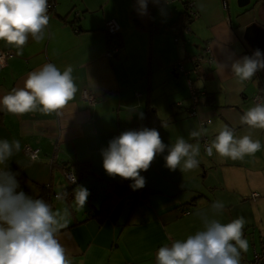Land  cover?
<instances>
[{"label":"crops","instance_id":"0c3cea01","mask_svg":"<svg viewBox=\"0 0 264 264\" xmlns=\"http://www.w3.org/2000/svg\"><path fill=\"white\" fill-rule=\"evenodd\" d=\"M192 1L195 15L189 18L179 0H149L146 15L140 14L138 0H54L44 39L29 37L22 55L0 41V50L14 53L0 66V99L22 88L29 73L45 64L61 71L73 68L78 92L61 116L38 111L14 116L0 106V140L21 143L9 162L19 173L21 189L54 209L68 207L71 212L69 228L58 239L72 264H155L160 247L202 230L197 212L207 211L217 200L225 205L216 217L222 223L241 216L246 220L249 248L241 261L262 248L264 129H249L240 116L255 105L253 97L261 91L264 102V70L244 83L231 72L234 61L253 55L242 29L255 16L244 8L234 11L233 20L229 0L226 7L222 0ZM110 19L120 28V51L113 58L104 55L109 47L104 25ZM204 45L210 48L212 63L204 58ZM179 62L189 73L176 69ZM189 81L198 91L197 104L190 98ZM85 87L95 94L93 105L82 97ZM135 125L158 130L166 148L141 172L145 187L133 191L132 183L109 177L102 150ZM225 125L237 138L250 134L259 139L261 151L236 161L219 157L214 149L206 153L204 138L210 144ZM201 128L200 137H190ZM179 137L199 142L197 168L173 172L165 166L164 157ZM25 147L36 150L37 158L31 160ZM81 162L85 166L73 186L64 168L72 170ZM116 184L127 188L116 195ZM77 186L90 191L80 211L73 207ZM64 190L68 196L61 203L55 195ZM108 196L114 199L104 200Z\"/></svg>","mask_w":264,"mask_h":264},{"label":"clouds","instance_id":"9594fccd","mask_svg":"<svg viewBox=\"0 0 264 264\" xmlns=\"http://www.w3.org/2000/svg\"><path fill=\"white\" fill-rule=\"evenodd\" d=\"M148 2L138 0L141 15L147 14ZM49 7V0H0V41L22 55L29 37L35 42L45 38L50 22ZM261 70H264V53L260 50L231 64L232 75L240 83L252 80ZM72 74L71 66L61 71L55 64H45L29 73L22 88H14L3 96L0 106L14 116L37 111L45 116H61L78 92ZM140 117L143 119V113ZM240 123L249 129H264V103L245 111ZM203 131V128L192 130L189 135L195 139ZM261 147L259 139L254 140L250 134L237 138L225 125L207 146V152L211 155L214 149L219 157L236 161L255 156ZM165 148L155 128L125 131L102 150L103 168L111 178L134 181L130 187L133 191L140 190L146 185L141 172H147L157 154H162ZM20 150L19 140H0V264H72L58 239L62 230L69 228L71 212L68 207L54 209L45 199L34 198L21 189L19 173L9 166ZM199 155L198 141L189 143L179 137L164 157L165 166L173 172L193 170L199 166ZM72 194L74 210L84 209L90 191L77 186ZM67 196L66 190L58 191L55 199L63 203ZM224 207V203L217 200L207 211H198L202 230L170 246L160 247L155 264H241L242 253L249 248L244 238L246 220L241 216L222 223L216 217L223 213Z\"/></svg>","mask_w":264,"mask_h":264},{"label":"built area","instance_id":"2783aa9c","mask_svg":"<svg viewBox=\"0 0 264 264\" xmlns=\"http://www.w3.org/2000/svg\"><path fill=\"white\" fill-rule=\"evenodd\" d=\"M183 3L184 5V11L186 12V15L190 18L192 16L195 15V10L193 8V1L192 0H179ZM49 4H50V7H49V13L53 10L54 6H55V3H54V0H49ZM222 6L226 7L227 6V2L226 0H222ZM48 13V14H49ZM186 28V27H185ZM104 29H105V32L107 33V35L109 36H115V35H118L119 33V25L118 23L114 20V19H110V20H107L105 22V25H104ZM120 51V44H113V45H110L106 50H105V53L104 55L107 57V58H113L118 52ZM204 51H205V54H204V58L206 60V62L208 63H212L214 58L210 52V48L208 45H204ZM14 53L12 50H0V66H4L6 64V60L8 57L12 56ZM176 69L179 71V72H183L184 74H187L189 73L188 71H185L184 68H183V65L181 62H179L177 65H176ZM189 85H190V98L192 100V102L194 104H197L198 102V99H199V96H198V91L194 90L192 87H191V82L189 81ZM82 97L84 98V100H86V102L90 105H93L95 103V94L88 88H83L82 89ZM253 101L255 102V104L257 103H262V95L261 94H256L254 97H253ZM193 113V111L191 112ZM201 125L203 126L204 123H201ZM141 128L138 126V125H135L132 127V131H140ZM209 144L207 143V139L204 138V141H203V146H204V150L207 152V146ZM23 152L31 159H36L37 158V151L36 150H33L31 149L30 147H25L23 149ZM64 174L66 176V178L68 179L69 182L73 183V180L75 179V183L77 182L76 180V176H75V173L73 170H68V171H64ZM120 183H125V182H129V183H134V181H131V180H123V179H119L118 180ZM74 183V184H75ZM257 196V193L256 192H253L251 194V197L254 198ZM261 241H262V248L261 250L259 251H254V254H253V257L251 259H247V260H243L241 261V264H264V231L262 232V235H261ZM129 264V263H127Z\"/></svg>","mask_w":264,"mask_h":264},{"label":"water","instance_id":"95a60500","mask_svg":"<svg viewBox=\"0 0 264 264\" xmlns=\"http://www.w3.org/2000/svg\"><path fill=\"white\" fill-rule=\"evenodd\" d=\"M250 1L251 0H236L237 5L239 7H244V6L248 5L250 3ZM257 1L258 0H254L252 6H254V4ZM242 37L246 41V43L251 47L253 52H255L256 50H260L263 53V50H264V29H261L260 27L256 26L255 24H250L245 28V31H244V34ZM126 188L127 187L123 184H116L115 188L113 189V192L116 195H120V194H122V192H124L126 190Z\"/></svg>","mask_w":264,"mask_h":264},{"label":"rangeland","instance_id":"374dc122","mask_svg":"<svg viewBox=\"0 0 264 264\" xmlns=\"http://www.w3.org/2000/svg\"><path fill=\"white\" fill-rule=\"evenodd\" d=\"M253 1L254 0H251L250 1V3L248 4V5H246V6H244V7H239L238 5H237V2H236V0H229V11H230V13H231V15H232V18H233V20H235V15H234V11H236V10H242V9H244V8H246V9H251V7H253L252 5H253ZM264 5H262V7H260V8H256V6L255 7H253V13H254V16H255V18L257 17V18H259V16L262 14V12H263V9H264V7H263ZM249 9V10H250ZM262 72H263V70H261ZM263 75V79H262V82H263V86H264V73H262L261 74V76ZM264 103V102H263ZM62 180H63V182H64V184H65V186L66 185H68V181H67V179H65L64 177H62ZM101 191V190H100Z\"/></svg>","mask_w":264,"mask_h":264},{"label":"flooded vegetation","instance_id":"af4514ba","mask_svg":"<svg viewBox=\"0 0 264 264\" xmlns=\"http://www.w3.org/2000/svg\"><path fill=\"white\" fill-rule=\"evenodd\" d=\"M263 3V4H262ZM262 5H264V0H258L253 7L256 6V8H260L262 7ZM253 7L249 10L247 9L246 12L251 11L253 12ZM264 7V6H263ZM250 24H255L256 26L260 27L261 29H264V9L262 14L259 16V18H252L250 19V21L248 23H246L242 29V35L244 34L245 28L250 25ZM246 42V41H245ZM256 42V41H255ZM246 46L248 47V49H250L252 51V53L254 54L253 50L251 49V47L246 43ZM247 49V48H246ZM264 53V50H263Z\"/></svg>","mask_w":264,"mask_h":264},{"label":"trees","instance_id":"16d2710c","mask_svg":"<svg viewBox=\"0 0 264 264\" xmlns=\"http://www.w3.org/2000/svg\"><path fill=\"white\" fill-rule=\"evenodd\" d=\"M185 12V11H184ZM185 14H186V12H185ZM187 16V15H186ZM188 17V16H187ZM108 40H109V46L110 45H113V44H119V40H118V36L117 35H115V36H108ZM260 94H262V91L260 92ZM75 165V168L74 169H72L73 171H74V173H75V176H76V180H77V182L74 184V183H72V185L73 186H75V185H77V184H79V181H78V177H77V173H79V172H81L83 169H84V166H85V163H76V164H74ZM66 171H68V170H71L69 167H66V168H64ZM114 199V196H108L107 198H105L104 200H106V201H111V200H113ZM105 202V201H104Z\"/></svg>","mask_w":264,"mask_h":264}]
</instances>
